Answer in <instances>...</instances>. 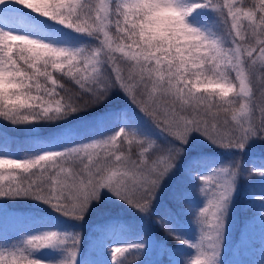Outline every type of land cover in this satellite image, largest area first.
Listing matches in <instances>:
<instances>
[{
	"label": "snow or ice",
	"instance_id": "snow-or-ice-1",
	"mask_svg": "<svg viewBox=\"0 0 264 264\" xmlns=\"http://www.w3.org/2000/svg\"><path fill=\"white\" fill-rule=\"evenodd\" d=\"M201 11L214 14L213 26L193 19ZM114 93L141 115L125 114L95 141L74 142L64 130L35 140L43 149L36 155L0 156V198L36 200L80 222L107 193L148 217L198 134L235 150V159L197 177L206 204L193 220L195 241L167 220L156 223L194 252L188 258L162 249L170 264H221L239 181L264 177V167L246 168L242 158L250 145L264 143V0H0V119L35 131L92 115ZM117 116L98 113L81 125L107 128ZM16 170L31 174L18 179ZM253 198L264 213V194ZM149 239L110 247L112 264H126L117 254L147 256ZM80 241L78 232L25 235L0 250V264H78ZM44 250L65 256L37 258Z\"/></svg>",
	"mask_w": 264,
	"mask_h": 264
},
{
	"label": "trees",
	"instance_id": "trees-1",
	"mask_svg": "<svg viewBox=\"0 0 264 264\" xmlns=\"http://www.w3.org/2000/svg\"><path fill=\"white\" fill-rule=\"evenodd\" d=\"M193 19L198 24L211 27L216 17L209 11H201ZM129 106L130 104L120 94L114 93L110 101L95 110L92 115L81 114L79 117L58 122L53 126H38L35 131L0 119V145L7 144V152L0 150V156L22 158L36 155L43 149L37 147L35 140L47 139L64 130H69L73 134L74 142L95 141L100 137L98 133L101 129L96 130L94 125L85 131L81 121H94L98 113L108 111H117L119 116L135 113ZM140 124L147 129L145 124L142 122ZM113 126L115 129L120 125H117L116 121ZM150 134L160 143H165L161 138L154 136L151 131ZM252 153V155L246 153L247 156L242 157L245 167H264L263 150L257 149ZM228 161V156L216 149L201 151L195 148H185V155L174 173L163 184L154 201L151 215L148 217L142 216L107 193L80 222L62 216L48 205L36 200L0 198V216L7 212L21 215L17 216L8 227L2 229L0 238L4 242L0 243V250L18 245L26 231L39 226L48 228V231L60 233L78 232L81 236L78 264H112L107 253L112 245L123 246V244L138 242L145 234L150 238L147 256L136 257L124 253L123 256L118 255L117 258L125 259L126 264H170V256L164 254L162 249H167L169 253L179 250L185 257L191 258L194 255L193 250L182 248L178 241L167 237L156 220H167L182 236L195 241L199 235V229L193 220L197 211L206 204V198L200 195L201 182L197 177L204 173L205 169L213 172L214 169L225 167ZM30 174L21 173L19 170L12 172V175L18 179ZM244 177L239 181L238 195L233 198L229 210L221 264L263 263L264 213L261 211L259 202L253 197L256 194H264V177L258 175ZM8 182V180L4 181L5 184ZM189 194H193L192 197L189 198ZM130 209L129 214L127 212ZM105 240L103 244L102 241ZM35 255L37 258L55 262L64 258L65 253L46 250L44 253L40 252ZM171 259H176V256L172 255Z\"/></svg>",
	"mask_w": 264,
	"mask_h": 264
},
{
	"label": "rangeland",
	"instance_id": "rangeland-1",
	"mask_svg": "<svg viewBox=\"0 0 264 264\" xmlns=\"http://www.w3.org/2000/svg\"><path fill=\"white\" fill-rule=\"evenodd\" d=\"M211 13V12H210ZM213 14V13H212ZM214 15V14H213ZM126 101V100H125ZM130 108H132L135 113L137 114V116L141 115L140 113H138V111L135 109V107L133 105H130L129 106ZM117 113V111H116ZM118 114V113H117ZM257 115H259V113H257ZM123 115H118L116 119H114L110 125L106 127H102V126H96L95 129L98 130V129H101L99 130V133L100 134L99 138L98 139H101V138H104L106 137L107 134H109V131L110 130H113L114 126L113 124H116V121H117V125H120V117H122ZM140 122H142L143 124H145L147 130L150 129V131L152 132V134L154 136H156L157 138H161L164 142H165V138L160 134L158 133L157 131H155L154 129H151L150 125L143 120V118L141 117L140 118ZM109 130V131H108ZM96 139V140H98ZM186 148H195V149H199L201 151H204V150H213L216 149L220 152H222L223 154H226V156H228L229 158V161L227 163V165L233 161L235 159V150H231V149H223V148H218L214 145H212L211 143H209L206 139H204L203 137L199 136L198 134H194L192 136V138L190 139L188 145L186 146ZM257 149H262L263 150V153H264V143H256V144H252L250 145L245 153L243 154V156H247L246 153H248L249 155H252L253 151L257 150ZM24 158V157H22ZM226 165V166H227ZM204 173H201L199 176H204V175H211L212 172L208 169H205V171H203ZM171 176V175H170ZM245 178V177H244ZM201 182V181H200ZM166 183V181L164 182V184ZM238 192H239V188H238V191L236 193V195L234 197H236L238 195ZM193 194H189V198L192 197ZM127 213H131V209L128 210ZM17 216H21L20 214H16V213H11V212H7V213H4L2 216H0V233H2V229L3 228H6L8 227L11 223H13L14 219L17 217ZM49 229L48 228H43V227H39V226H35V228L31 229V230H28L24 233V235H31V234H35L37 232H41V231H48ZM113 242V241H112ZM112 242L109 244L111 246ZM115 246H119V245H112L111 247H115ZM46 250H44L42 253H44ZM80 252H81V249H80ZM108 258L109 260L111 261V255L109 253V250H108ZM80 254V253H79ZM120 255V254H117V256ZM79 257V255H78ZM262 264H264V257L262 259Z\"/></svg>",
	"mask_w": 264,
	"mask_h": 264
}]
</instances>
